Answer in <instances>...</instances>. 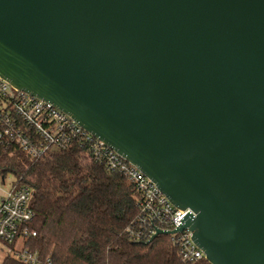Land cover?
Segmentation results:
<instances>
[{"label":"water","instance_id":"1","mask_svg":"<svg viewBox=\"0 0 264 264\" xmlns=\"http://www.w3.org/2000/svg\"><path fill=\"white\" fill-rule=\"evenodd\" d=\"M0 76L193 211L146 243L264 264V0H0Z\"/></svg>","mask_w":264,"mask_h":264},{"label":"trees","instance_id":"2","mask_svg":"<svg viewBox=\"0 0 264 264\" xmlns=\"http://www.w3.org/2000/svg\"><path fill=\"white\" fill-rule=\"evenodd\" d=\"M33 190L37 232L27 246L50 264H210L182 261L168 235L132 242L125 230L138 214L137 193L120 174L84 155L74 143L31 159L19 148L0 153V176ZM8 258L1 264H12Z\"/></svg>","mask_w":264,"mask_h":264},{"label":"built area","instance_id":"3","mask_svg":"<svg viewBox=\"0 0 264 264\" xmlns=\"http://www.w3.org/2000/svg\"><path fill=\"white\" fill-rule=\"evenodd\" d=\"M74 143L81 144L84 155L106 171L122 175L137 193L139 211L125 230L131 241L146 242L156 233L155 227L174 230L189 211L194 215L190 208L176 207L143 171L69 114L51 102L15 89L0 76V153L15 147L31 159H39L51 149H66ZM32 198L33 190L27 185H13L0 198V264L10 257L14 259L12 264L51 263L50 257L43 258L26 245L37 234L31 228L36 216ZM161 235L169 236L182 261H207L204 250L191 238L189 227L157 237Z\"/></svg>","mask_w":264,"mask_h":264},{"label":"rangeland","instance_id":"4","mask_svg":"<svg viewBox=\"0 0 264 264\" xmlns=\"http://www.w3.org/2000/svg\"><path fill=\"white\" fill-rule=\"evenodd\" d=\"M15 185V178L12 174H8L3 181L2 177L0 176V194L7 193L13 188Z\"/></svg>","mask_w":264,"mask_h":264},{"label":"crops","instance_id":"5","mask_svg":"<svg viewBox=\"0 0 264 264\" xmlns=\"http://www.w3.org/2000/svg\"><path fill=\"white\" fill-rule=\"evenodd\" d=\"M2 195H3V194H0V198H1Z\"/></svg>","mask_w":264,"mask_h":264}]
</instances>
